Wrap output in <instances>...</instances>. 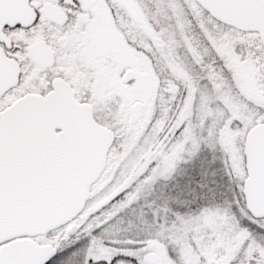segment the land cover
Instances as JSON below:
<instances>
[{
    "label": "snow or ice",
    "instance_id": "6c2138e0",
    "mask_svg": "<svg viewBox=\"0 0 264 264\" xmlns=\"http://www.w3.org/2000/svg\"><path fill=\"white\" fill-rule=\"evenodd\" d=\"M0 264H264V0H0Z\"/></svg>",
    "mask_w": 264,
    "mask_h": 264
}]
</instances>
